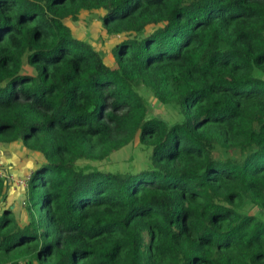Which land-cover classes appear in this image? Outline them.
<instances>
[{
	"label": "trees",
	"instance_id": "obj_1",
	"mask_svg": "<svg viewBox=\"0 0 264 264\" xmlns=\"http://www.w3.org/2000/svg\"><path fill=\"white\" fill-rule=\"evenodd\" d=\"M0 145L42 158L0 264H264V0H0Z\"/></svg>",
	"mask_w": 264,
	"mask_h": 264
},
{
	"label": "rangeland",
	"instance_id": "obj_2",
	"mask_svg": "<svg viewBox=\"0 0 264 264\" xmlns=\"http://www.w3.org/2000/svg\"><path fill=\"white\" fill-rule=\"evenodd\" d=\"M65 24L71 29L75 37L107 53L106 61L108 60L107 56L112 40L106 38L98 22H89L88 18H86V20L79 22L66 21ZM144 98L147 102L149 116L158 117L167 122L174 120V114L158 104L154 98L149 95H145ZM147 155L136 140L111 154L106 161L92 163L91 165L104 172H138V170L148 167ZM41 159L39 155L31 154L25 149H21L20 146L12 145L4 149L0 147V173L3 174L4 178H8V183L11 184L7 205H11V210L17 216L23 210V188H26V180L32 167H34L35 163L40 162ZM22 181L26 183L25 186Z\"/></svg>",
	"mask_w": 264,
	"mask_h": 264
},
{
	"label": "crops",
	"instance_id": "obj_3",
	"mask_svg": "<svg viewBox=\"0 0 264 264\" xmlns=\"http://www.w3.org/2000/svg\"><path fill=\"white\" fill-rule=\"evenodd\" d=\"M0 147H1V149H4L1 145H0ZM32 171H33V167H32V170L30 171L29 175L31 174ZM25 185H26V184H25ZM10 187H11V186H10ZM10 187H9V189H10ZM8 196L10 197L9 190H8ZM7 201H8V199H7ZM21 211H22V210H21ZM21 211H20V213H22ZM13 213H14V212H13Z\"/></svg>",
	"mask_w": 264,
	"mask_h": 264
},
{
	"label": "built area",
	"instance_id": "obj_4",
	"mask_svg": "<svg viewBox=\"0 0 264 264\" xmlns=\"http://www.w3.org/2000/svg\"><path fill=\"white\" fill-rule=\"evenodd\" d=\"M27 181V180H26ZM24 183V181H22V184ZM26 183H24V185H25Z\"/></svg>",
	"mask_w": 264,
	"mask_h": 264
}]
</instances>
